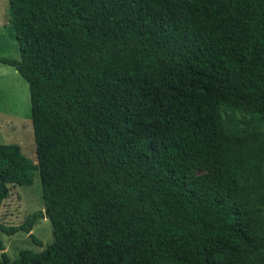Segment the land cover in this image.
<instances>
[{
	"label": "trees",
	"instance_id": "16d2710c",
	"mask_svg": "<svg viewBox=\"0 0 264 264\" xmlns=\"http://www.w3.org/2000/svg\"><path fill=\"white\" fill-rule=\"evenodd\" d=\"M38 162L0 144V264H264V0H9ZM205 172L198 174L196 171Z\"/></svg>",
	"mask_w": 264,
	"mask_h": 264
},
{
	"label": "rangeland",
	"instance_id": "374dc122",
	"mask_svg": "<svg viewBox=\"0 0 264 264\" xmlns=\"http://www.w3.org/2000/svg\"><path fill=\"white\" fill-rule=\"evenodd\" d=\"M0 57L20 60L21 53L12 23L9 0H0ZM0 144H17L27 158L37 164L36 143L32 123L30 90L28 83L15 68L0 62ZM205 172L203 169L196 171ZM34 184L12 188L0 209V223L7 226L22 224L29 215L44 211L43 189L40 173L33 172ZM40 241L34 243L30 234L0 233V260L2 247L12 261L23 250L43 252L53 243V228L48 218L40 219L31 232Z\"/></svg>",
	"mask_w": 264,
	"mask_h": 264
}]
</instances>
